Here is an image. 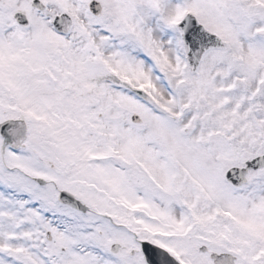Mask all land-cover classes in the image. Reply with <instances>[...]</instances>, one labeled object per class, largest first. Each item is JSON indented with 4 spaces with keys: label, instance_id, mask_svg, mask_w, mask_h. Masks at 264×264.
I'll return each instance as SVG.
<instances>
[{
    "label": "snow or ice",
    "instance_id": "6c2138e0",
    "mask_svg": "<svg viewBox=\"0 0 264 264\" xmlns=\"http://www.w3.org/2000/svg\"><path fill=\"white\" fill-rule=\"evenodd\" d=\"M0 264H264V0H0Z\"/></svg>",
    "mask_w": 264,
    "mask_h": 264
}]
</instances>
